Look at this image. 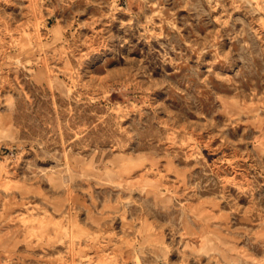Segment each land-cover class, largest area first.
I'll return each mask as SVG.
<instances>
[{
	"label": "rangeland",
	"instance_id": "1",
	"mask_svg": "<svg viewBox=\"0 0 264 264\" xmlns=\"http://www.w3.org/2000/svg\"><path fill=\"white\" fill-rule=\"evenodd\" d=\"M0 264H264V0H0Z\"/></svg>",
	"mask_w": 264,
	"mask_h": 264
}]
</instances>
